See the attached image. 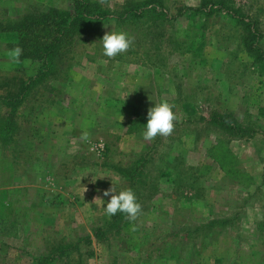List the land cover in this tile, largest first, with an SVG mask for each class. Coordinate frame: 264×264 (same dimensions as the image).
<instances>
[{
    "label": "rangeland",
    "instance_id": "1",
    "mask_svg": "<svg viewBox=\"0 0 264 264\" xmlns=\"http://www.w3.org/2000/svg\"><path fill=\"white\" fill-rule=\"evenodd\" d=\"M210 1L153 0L155 16L104 18L26 87L40 66L28 47L54 32L23 35L15 23L73 0H0V264H264V0ZM108 31L133 36V47L104 56ZM165 100L175 130L145 142L131 119ZM212 110L255 121L257 132L231 136L201 118ZM144 160L142 214L96 237L110 217L95 198L106 205L112 182L128 188L115 167Z\"/></svg>",
    "mask_w": 264,
    "mask_h": 264
},
{
    "label": "trees",
    "instance_id": "2",
    "mask_svg": "<svg viewBox=\"0 0 264 264\" xmlns=\"http://www.w3.org/2000/svg\"><path fill=\"white\" fill-rule=\"evenodd\" d=\"M152 1L153 0H126L123 4L118 6V9H110L103 6L97 0H73V5L70 9H52L50 14L46 13L42 16L24 17L20 22L15 23L14 27L17 30H22V32H24L23 35L28 32L29 27L34 25L39 27L50 25L54 32L47 42L38 44L33 43L30 44L31 47H28L29 51L26 55L37 58L40 61V66L36 71V75L30 76L24 84H27L26 87H31L37 81L44 80L55 73L59 60L64 56L65 47L72 41L73 37L75 35L96 31L104 18L114 17L116 24L119 25L126 20L132 23L136 22L137 18L146 13H152L155 16L158 11L156 7L146 8ZM215 5L221 9H229L227 0H211L210 7L213 8ZM197 8L199 9L198 6L195 7V9ZM232 14L234 13L232 12ZM243 22L247 32L252 36L255 35V32L252 31V23L244 20ZM249 42V49L250 47L258 48L253 46L252 37H250ZM257 56L259 57L261 54L259 53ZM25 94V91H23V95L19 96V98H22ZM201 118L206 120L208 124L224 130L231 136H251L257 132V123L255 121H249L245 124L242 120L235 117L232 112L212 110L207 117L203 116ZM146 122L147 116L142 114H138L137 117L131 119V123L138 124L137 129L142 127V125L145 126ZM144 162L145 160L141 162V167L139 168L137 162L130 168L124 166L115 167L125 176L129 182V187L134 193H137L139 179L141 183H144L142 182V178H144L142 176ZM125 218V214L118 212L115 216L107 219L102 226L103 228H99L101 229L100 232H94L95 236L99 238L104 237V234L111 232V228L113 227L117 228ZM213 221L220 220L216 219ZM64 248L65 246L58 245L55 247V251H57L59 255H63ZM51 258L52 256L45 257L47 260H52Z\"/></svg>",
    "mask_w": 264,
    "mask_h": 264
},
{
    "label": "clouds",
    "instance_id": "3",
    "mask_svg": "<svg viewBox=\"0 0 264 264\" xmlns=\"http://www.w3.org/2000/svg\"><path fill=\"white\" fill-rule=\"evenodd\" d=\"M134 40L135 38L133 36H130L124 31H108L101 39L103 55L109 59H113L118 55L126 53L133 47ZM21 54L22 49L19 47L10 53L11 56L17 59ZM173 108L174 105L165 100L160 103H155L153 107L148 109L147 122L141 133L145 142H151L157 136L168 137L174 132L175 122L178 120V116L173 111ZM80 139L88 142L90 140V134L87 131H83ZM116 183H119V181H116ZM84 191H86L85 187ZM103 196H110L106 205L100 197H96L95 199H98L104 206L105 215L108 217L115 216L119 212L125 214L130 221L135 222L142 214V205L138 202L136 194L130 187L117 191L116 184L112 182V186L103 192ZM132 230L135 231V223H133Z\"/></svg>",
    "mask_w": 264,
    "mask_h": 264
}]
</instances>
